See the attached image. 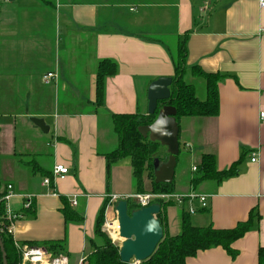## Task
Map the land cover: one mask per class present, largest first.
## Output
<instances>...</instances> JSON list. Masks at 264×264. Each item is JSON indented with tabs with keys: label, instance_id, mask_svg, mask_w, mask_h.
<instances>
[{
	"label": "crops",
	"instance_id": "obj_1",
	"mask_svg": "<svg viewBox=\"0 0 264 264\" xmlns=\"http://www.w3.org/2000/svg\"><path fill=\"white\" fill-rule=\"evenodd\" d=\"M188 32V65L225 77L218 115L178 121L187 158L177 161L173 202L165 208L167 230L179 234L181 213L191 206L194 225L219 229L234 228L252 214V227L232 244L235 257L217 246L198 251L187 264H258L264 247L261 0H0V179L5 189L12 186L8 207L19 211L31 197L35 210L16 220L15 242L65 238L69 264H83L105 198L119 197L107 207L109 222L117 217V201L136 193L130 159L114 164L108 177L104 154L117 144L111 115L147 114L148 86L173 77V54ZM102 59L115 60L119 69L107 78L104 109L96 112ZM49 72L57 77L45 83ZM31 117L43 118L49 132ZM204 153L215 155L219 170L243 157L239 173L194 189L193 168ZM57 164L69 173L50 188L44 179L53 177ZM193 191L208 195L205 207L197 200L178 201L176 196ZM74 196L78 206L70 205L84 207L85 220L67 225L63 198L70 202ZM110 233L121 239L117 230Z\"/></svg>",
	"mask_w": 264,
	"mask_h": 264
},
{
	"label": "trees",
	"instance_id": "obj_2",
	"mask_svg": "<svg viewBox=\"0 0 264 264\" xmlns=\"http://www.w3.org/2000/svg\"><path fill=\"white\" fill-rule=\"evenodd\" d=\"M189 32L182 36L177 48L173 54L174 75L173 83L170 87L171 97L166 102L174 106L177 110V121L187 117H209L216 116L219 113V83L223 77L220 72H208L199 65L189 66L187 62L188 50L187 39ZM118 64L113 59H102L98 63L96 75V97L93 103L94 110L99 112L104 109L106 98V80L108 77L115 76L118 73ZM187 73L194 78H202L205 83L206 96L200 99L197 95V87L194 83L185 80ZM156 115L135 113H116L111 115V124L113 134L117 138V144L114 149L104 154L107 160L108 177L111 167L124 159H130L133 168V177L136 193H145L144 183L145 171L150 170L152 177L151 191L155 194H173L175 192V181L171 183H156L154 180V160L158 155L159 142H151L143 138L138 131V127L148 125L155 121ZM181 153V147H180ZM177 156V161L179 159ZM160 163L168 161L169 153L166 148L164 152L159 153ZM244 154V152H243ZM241 157L229 168L219 170L217 168L216 157L212 153H204L201 162L197 165V171L190 179V183L198 186L203 181L221 182L227 178L233 177L239 173V166L242 162ZM48 175H52L48 174ZM49 178L53 179L52 176ZM8 190L3 186L0 179V230L1 237L7 254L8 264H20L21 254L19 252V243L15 242L13 234L8 232L9 221L6 211V200L4 199ZM111 197L107 196L98 211L94 236L88 239L90 251L87 254L83 264H136L134 260L125 263L121 260L120 246L113 242L107 232L103 230L106 222V210L111 204ZM129 206V213L141 206L132 198H126ZM173 201L155 199L153 203H159L162 206L157 215L161 225L164 228V237L159 242L153 255L145 261L138 264H187L189 257L195 256L198 251L222 246L228 253L235 257L236 251L232 248L235 240L243 236L253 224V215L250 214L248 220L238 223L231 229H219L211 225L197 226L191 221V213L183 210L181 213L180 232L177 235H170L167 230V219L165 208ZM64 207L62 213L65 223H83L85 220V208H73L67 198H63ZM34 202L29 207H23L15 211L23 216L35 214ZM44 246L54 256L66 254L67 240H53L46 242L29 243ZM258 264H264V247L258 252ZM0 264H2V252L0 250Z\"/></svg>",
	"mask_w": 264,
	"mask_h": 264
},
{
	"label": "water",
	"instance_id": "obj_3",
	"mask_svg": "<svg viewBox=\"0 0 264 264\" xmlns=\"http://www.w3.org/2000/svg\"><path fill=\"white\" fill-rule=\"evenodd\" d=\"M172 83L173 77H159L149 84L147 114L156 115V119L151 124L138 127L143 138L149 139L151 142H159L166 147L169 153L168 161L165 163H160L158 158L154 160V180L156 183H171L173 181L177 167V156L180 153V127L176 118L177 110L170 104H162L171 97L170 87ZM30 120L44 133L49 132L50 128L43 118L31 117ZM115 209L119 237L123 239L120 246L121 260L125 263L134 260L138 264L150 258L164 237V228L157 217L162 209L161 204L152 203L129 213L128 201L121 199L117 201ZM0 250L2 252V264H8L1 230Z\"/></svg>",
	"mask_w": 264,
	"mask_h": 264
},
{
	"label": "built area",
	"instance_id": "obj_4",
	"mask_svg": "<svg viewBox=\"0 0 264 264\" xmlns=\"http://www.w3.org/2000/svg\"><path fill=\"white\" fill-rule=\"evenodd\" d=\"M4 1H11V0H4ZM261 6L264 7V0H261ZM57 77V74L54 72H49L43 76V81L45 83H50L52 80H54ZM263 114H261V117ZM252 162H257V156L255 153H253L252 156ZM194 171H197V167L193 168ZM69 173V168L66 167L63 164H57L54 167L53 170V179L51 178H45L44 179V184L50 188H52V184L54 179L57 177H64L66 174ZM12 186H8V190L11 189ZM53 194H55V191L53 189L51 190ZM11 196L10 190L8 193L5 195L4 199L6 200V211H7V218L9 221L8 225V232L13 234V227L16 222V220L20 219L23 217V215L16 213L15 211L12 210L11 207H8L7 201L9 197ZM132 198H135L137 203L141 206H148L153 203V200L155 199H163L166 201H169L171 197H173L172 194H134L133 196H130ZM178 201L183 202L184 200L193 202L194 200H197L200 202L201 206L205 207L207 200H208V195L205 193H200L193 191L189 195H180L176 196ZM128 198V197H127ZM119 199L118 196L114 195L112 196V200H117ZM126 199V198H125ZM32 203V198L29 197L27 198L25 202V207H29ZM70 204L74 207L78 206V199L76 196L72 197L70 199ZM190 213H194L195 209L193 206L189 208ZM106 229L108 232H110V223H106ZM111 234V233H110ZM19 252L21 254V263L20 264H69L68 257L64 254H60L58 256L52 255L51 252L48 251L47 248L44 246L40 245H35V244H22L19 245Z\"/></svg>",
	"mask_w": 264,
	"mask_h": 264
},
{
	"label": "rangeland",
	"instance_id": "obj_5",
	"mask_svg": "<svg viewBox=\"0 0 264 264\" xmlns=\"http://www.w3.org/2000/svg\"><path fill=\"white\" fill-rule=\"evenodd\" d=\"M185 80L186 81H188V82H190V83H194L195 85H196V87H197V95L199 96V98L200 99H205V96H206V89H205V83H204V80L202 79V78H194V77H192V75L190 74V73H187V76H186V78H185ZM182 141H183V139H182ZM181 157H185V158H187L186 156V154H185V152H184V147H183V142H181ZM162 146V145H161ZM116 147V144L109 150V151H111L112 149H114ZM165 148L166 147H164V146H162V147H159L158 148V150H159V153L161 152H164L165 151ZM167 150V149H166ZM158 153V155H156V157L155 158H159V154ZM190 160H188V165H190ZM179 168L180 167H178V169L177 170H179ZM152 175H151V172H150V170H146L145 171V178H144V183H145V187H146V192L145 193H135V194H148V193H151V194H154L152 191H151V182H152ZM135 199V198H134ZM112 210H113V212H115V209L114 208H112ZM113 218V217H112ZM110 219L109 220V223H110V226H108V228H110V232H115V230H117L118 231V229H119V227H118V222H117V217L116 218H114V219ZM106 223H108L107 222V220H106V222H105V224L103 225V230L105 231V232H107L108 233V235L112 238V240H113V242H115L116 244H118L119 246H121V243H122V241H123V239H116V238H114L113 236H112V234H110V232H108L107 231V229H106ZM114 230V231H113Z\"/></svg>",
	"mask_w": 264,
	"mask_h": 264
}]
</instances>
